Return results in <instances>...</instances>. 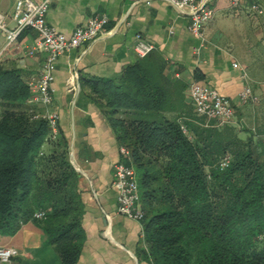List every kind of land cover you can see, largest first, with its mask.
<instances>
[{"label":"trees","instance_id":"trees-1","mask_svg":"<svg viewBox=\"0 0 264 264\" xmlns=\"http://www.w3.org/2000/svg\"><path fill=\"white\" fill-rule=\"evenodd\" d=\"M164 68L152 51L119 77L94 80L138 173L146 212L141 257L149 264H264V127L243 138L233 126L183 118ZM30 97L18 72L0 65V234L34 221L63 264H77L86 238L79 172L68 138L61 130L53 137L48 121L34 117L41 108ZM38 210L45 218H34Z\"/></svg>","mask_w":264,"mask_h":264},{"label":"crops","instance_id":"crops-1","mask_svg":"<svg viewBox=\"0 0 264 264\" xmlns=\"http://www.w3.org/2000/svg\"><path fill=\"white\" fill-rule=\"evenodd\" d=\"M198 1L215 10L204 40L189 30L188 12H179L165 0H56L47 13L48 23L66 36L92 17H107L100 37L59 56L53 82L51 108L59 113V129L70 142L84 206L86 238L77 264H149L140 255L143 222L118 212L113 180L114 164L124 160L122 145L94 92V80L115 79L141 58L134 49L138 34L153 42L154 51L164 58V73L177 99L175 110L183 118L199 116L190 96L194 82L229 97L237 122L250 108L257 116L255 106L264 98V13L253 12L250 5L258 3L264 9V0H242L237 8L229 0ZM14 4L15 0H0V12L7 15L10 26H14ZM37 39V31L28 29L11 45L0 40V65L16 70L28 85L38 77L45 56L27 54ZM246 83L260 97L258 103L240 102ZM0 245L19 250L17 264H63L34 221L13 235L0 234Z\"/></svg>","mask_w":264,"mask_h":264},{"label":"built area","instance_id":"built-area-1","mask_svg":"<svg viewBox=\"0 0 264 264\" xmlns=\"http://www.w3.org/2000/svg\"><path fill=\"white\" fill-rule=\"evenodd\" d=\"M56 0H15L12 19L14 26L8 23L7 15L0 12V40L5 38L8 45L16 42L28 29L38 33L36 43L27 51L29 56L44 52V60L36 79L29 82L31 97L29 103L41 108L35 113V118H44L48 121L53 137L59 133V113L51 108L54 101L53 82L59 56L74 47H81L95 41L105 32L107 17H92L87 25L77 27L70 36L59 32L47 21V13ZM151 3L152 0H146ZM179 12H188L190 15L189 30L195 36L204 40L205 28L215 17V10L198 0H165ZM232 7H239L242 0H229ZM253 12L263 14L264 9L258 3H251ZM139 57H145L155 49V44L141 34L136 37L135 47ZM234 67L241 68L239 63ZM244 78L247 74L244 72ZM191 100L197 113L207 117V124L214 122L215 126L225 127L237 124L236 111L229 97L208 85L194 82L190 87ZM242 104L258 103L260 97L254 93L251 85L246 83L239 93ZM264 144V136H263ZM124 160L114 164L113 186L118 191V212L131 219L143 222L146 212L141 202L140 183L137 170L131 162V154L127 147L121 146ZM231 161V155H225L220 161V167L225 168ZM44 210H38L34 218L43 219ZM144 237V231L142 233ZM19 250L13 246L0 245V264H17L15 258Z\"/></svg>","mask_w":264,"mask_h":264},{"label":"rangeland","instance_id":"rangeland-1","mask_svg":"<svg viewBox=\"0 0 264 264\" xmlns=\"http://www.w3.org/2000/svg\"><path fill=\"white\" fill-rule=\"evenodd\" d=\"M257 116H254L253 108H250L246 112V117L242 121L237 122L232 128H234L238 134L243 137L247 138L249 134H251V130H253V126L256 128L254 131L258 129L259 126L264 127V98L261 100L260 105L255 106ZM200 118H204L209 120L205 116L199 115ZM256 117V118H255Z\"/></svg>","mask_w":264,"mask_h":264}]
</instances>
